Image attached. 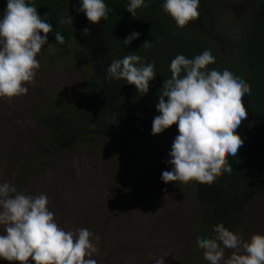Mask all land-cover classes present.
Wrapping results in <instances>:
<instances>
[{"label":"trees","instance_id":"obj_1","mask_svg":"<svg viewBox=\"0 0 264 264\" xmlns=\"http://www.w3.org/2000/svg\"><path fill=\"white\" fill-rule=\"evenodd\" d=\"M33 2L38 14L53 25L47 36L55 52L45 54L47 60L56 64L72 58L78 65L92 69L88 88L81 97L56 100L54 109L39 117L47 131L48 159L97 138L114 150L121 177L126 178L140 142L151 131L163 81L171 77L169 63L178 54L191 59L210 50L215 63L207 68L238 71L249 83L251 95L242 97L247 119L237 130L244 143L236 157H226L231 173L221 171L211 184L195 185L200 214L197 236H210L217 223L239 231L246 207L264 196V0H245L233 6L222 0H200L198 18L183 28L162 10L164 0H152L149 7L137 9L134 17L125 10L129 0H104L110 10L108 19L95 25L84 13L76 12L79 0ZM5 8L6 0H0V13ZM67 15L72 17L73 25L59 22ZM85 27L91 35H81ZM55 31L64 36L63 44L55 41ZM133 31L140 34L139 38L124 46L123 40ZM145 41L152 42V47H142ZM129 53L141 56L145 63L155 62L156 77L149 82L146 95L141 96L135 85L124 80L106 79L105 69L111 60ZM29 174L24 173V178Z\"/></svg>","mask_w":264,"mask_h":264},{"label":"clouds","instance_id":"obj_2","mask_svg":"<svg viewBox=\"0 0 264 264\" xmlns=\"http://www.w3.org/2000/svg\"><path fill=\"white\" fill-rule=\"evenodd\" d=\"M151 2L129 0L125 10L134 17L137 9L147 8ZM199 4L200 0H164L161 7L183 28L198 18ZM75 10L94 25L106 21L110 11L104 0H79ZM59 22L73 25L70 15ZM52 31V23L38 14L33 0H6L0 13V99L27 94V85L35 83L40 68L37 55ZM81 35H91L89 28H83ZM139 35L133 31L122 44L129 45ZM55 41L64 43L58 31ZM142 47L150 48L152 42L145 41ZM214 63L215 57L207 49L191 59L178 54L169 63L171 77L163 81L155 105L159 115L153 118L151 128V134L158 135L173 124L177 127L178 135L165 161L171 170L160 177L166 184L192 180L211 184L221 171L231 173L226 157H236L244 143L236 130L247 119L242 97L251 95V87L238 71L207 68ZM105 72L106 79L135 85L141 96L148 93L149 82L156 77L155 62L145 63L135 53L112 59ZM48 204L44 193L30 195L7 181L0 182V259L18 264H98L94 256L99 254V236L87 228L60 226ZM196 244L203 248L208 264H264V234L245 240L217 223L210 236L198 235ZM226 249L233 250L227 259ZM155 264L163 261L157 259Z\"/></svg>","mask_w":264,"mask_h":264},{"label":"rangeland","instance_id":"obj_3","mask_svg":"<svg viewBox=\"0 0 264 264\" xmlns=\"http://www.w3.org/2000/svg\"><path fill=\"white\" fill-rule=\"evenodd\" d=\"M244 1L222 0L232 6ZM54 52L47 36L37 55L35 83L27 85V94L0 99V182L26 194H46L60 226L87 228L98 235L99 254L94 256L98 264H155L157 259L163 264H208L203 248L196 244L197 181L166 184L160 178L171 170L165 161L178 135L176 125L158 135L145 134L126 178L121 177L114 150L97 138L48 159L47 131L40 115L50 113L56 100L81 97L92 77L90 67L72 58L51 64L45 54ZM24 173H30L26 179ZM235 233L245 240L264 234V196L246 207L241 229ZM232 252L226 249L225 258ZM0 264L18 262L0 259Z\"/></svg>","mask_w":264,"mask_h":264}]
</instances>
